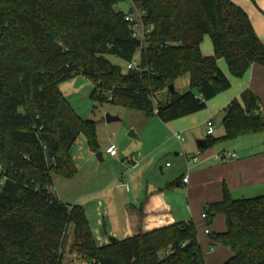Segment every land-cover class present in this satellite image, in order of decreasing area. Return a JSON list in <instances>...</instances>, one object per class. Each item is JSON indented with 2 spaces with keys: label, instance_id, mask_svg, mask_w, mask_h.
Returning <instances> with one entry per match:
<instances>
[{
  "label": "trees",
  "instance_id": "16d2710c",
  "mask_svg": "<svg viewBox=\"0 0 264 264\" xmlns=\"http://www.w3.org/2000/svg\"><path fill=\"white\" fill-rule=\"evenodd\" d=\"M119 1L0 0V264H64L71 224L76 251L92 264H205L192 223L140 229L98 245L84 208L56 197L54 176L76 173L71 147L77 136L99 151L96 123L74 111L59 85L82 74L93 83L96 100L166 123L205 109L231 87L219 59L236 77L252 65L264 67V42L231 0H131L152 28L141 49L125 13L114 9ZM205 35L212 55L201 50ZM138 51V68L126 72L107 58L130 62ZM183 76L189 89L170 90ZM161 91L167 97L154 105L152 97ZM222 124L224 135L207 138L206 148L264 133L258 96L245 89L225 107ZM205 214L211 222L217 214L225 217L226 230L211 235L233 251L223 264H264V195L234 199L225 187Z\"/></svg>",
  "mask_w": 264,
  "mask_h": 264
},
{
  "label": "crops",
  "instance_id": "0c3cea01",
  "mask_svg": "<svg viewBox=\"0 0 264 264\" xmlns=\"http://www.w3.org/2000/svg\"><path fill=\"white\" fill-rule=\"evenodd\" d=\"M209 40L205 37L200 46L205 55L213 54ZM218 64L226 74L225 60L219 59ZM227 77L230 78L228 75ZM177 81L178 79L174 84L175 90L184 91L176 88ZM230 81L232 85L231 78ZM184 86L185 89L189 87V77L185 78ZM247 88L258 96L260 110L264 113V67L262 65H252L246 71L245 81L237 92L229 93L227 90L217 94L207 102L206 108L208 106H228L230 101L236 97L233 96L234 94L238 95L239 90L242 93ZM134 114L138 125L130 124L127 129L134 128L129 132L133 133V136L135 135L133 139H138V141L123 140L120 147H117L115 156H110L106 152V149L114 143L107 145L104 154L102 153L101 161H105L104 156H106L113 168L99 175L98 179L105 181L104 191L99 189L93 192V194L100 191L104 193L115 187L117 191L126 190L125 198L114 204L111 193L108 197L104 196L101 201L94 196L86 202H81L84 196L78 194V188L75 187V202L82 203L93 237L98 245L109 241H105L103 237H107L115 225L112 219L115 213L111 208L112 212L108 210L111 206L107 202L109 200L115 208L116 206L119 208V214L123 213L127 236H130L140 229L148 231L172 223L195 225L208 220L203 216L205 206L220 201L223 198L225 187L232 198L235 193L264 191V144H262L264 139L261 140L259 147L252 145L242 148L238 153L230 152L235 153L236 157L222 161L215 156L228 152L224 148L220 149L219 145V147L213 145L200 149L198 144L199 141H206L211 136L207 135L206 122L211 118L215 120L212 110H201L166 123L156 115H147L142 111H136ZM174 133L180 134L183 141L176 139L173 136ZM97 140L99 144L98 135ZM199 150H201L200 161L196 164L189 162L188 157ZM93 154L95 153L91 152L89 155L85 165L87 168H89L88 165L91 168L97 166ZM79 171L78 169L75 177L78 176ZM185 176H188L187 183L183 182ZM59 178L60 176H54L53 189L60 180ZM87 180L91 183L96 182L95 178H87ZM55 195L61 201L68 200L67 191L60 187L55 188ZM99 201L101 205L97 210ZM91 217L96 219V229L91 223ZM99 218H102L100 222ZM98 223H102L103 233L97 227ZM215 225H219L220 230L214 233L224 232L226 229L222 226L221 220L217 221L214 227ZM204 233L210 235L209 229L205 228ZM213 242L210 239L209 243L213 244ZM219 246V253L205 259V264H223L233 256L230 247L222 244Z\"/></svg>",
  "mask_w": 264,
  "mask_h": 264
},
{
  "label": "rangeland",
  "instance_id": "374dc122",
  "mask_svg": "<svg viewBox=\"0 0 264 264\" xmlns=\"http://www.w3.org/2000/svg\"><path fill=\"white\" fill-rule=\"evenodd\" d=\"M235 5L240 6L243 8L247 15L250 16L253 29L256 32V35L264 41V0H231ZM134 7L138 8L136 5L134 6L133 2L131 0H122L117 2L114 5V9L117 11H122L123 13H128L129 11H134ZM210 39L209 35H205L204 38ZM210 41V40H209ZM210 46H212V43L210 42ZM214 46L211 48L213 49ZM140 51L137 52L136 57L139 58ZM107 58L115 65H118L121 67V69L126 72L130 69L127 67L128 62L124 61L123 59H120L113 55H107ZM226 69L224 70L226 74L231 78L232 85L228 89L229 93L237 92V90L240 88L241 84L245 81V74L241 77H236L231 74L227 62H226ZM188 76H183L178 79L176 82V88L180 90H188L189 87H186L185 89V78L187 79ZM59 88L63 95L66 97L68 102L72 105V108L74 111L83 119H90L93 120L96 123V135L99 136V146L101 153L104 154L105 148L108 144L114 143L117 147H120V144L123 143V140L127 141H138V139H133V137L130 136V130L134 128H129L130 124H136L138 125V121L135 118V112L140 111L137 109L132 108H126L120 105H115L112 102L105 100V101H98L92 96V90H93V83L90 81L89 78L82 74H75L72 75L67 80H64L60 83ZM182 91V93L184 92ZM227 91V90H225ZM181 92V91H180ZM238 95H235L234 93V99H239L241 95V91H238ZM107 94V92H106ZM167 97L166 91H161L160 93H157L155 97H152V102L154 105H157L158 101H164V99ZM231 102V101H230ZM229 104V103H228ZM226 106V105H225ZM225 106L221 107H211L208 106L207 108L203 109V111H209L212 110V116L217 120L216 126L214 127V134L211 135L214 138H221L222 134H224V125L222 124V117H223V111ZM143 112V111H142ZM110 114L111 116H117L119 118V121H112L107 122L106 115ZM223 131V133H221ZM264 139V133H256V134H249V135H242L231 139H224L217 142L215 145H219L220 149L224 148L228 152H239L242 148L251 147L252 145L255 147H259L261 144V140ZM264 144V143H262ZM218 146V147H219ZM91 151L88 147V144L86 142L85 136L80 133L77 136V139L73 143L71 147V155L74 160V163L77 167V170L79 169L78 176L75 177L72 175L69 178L60 177L59 181L55 184L53 191L55 192V188H62L67 191L68 193V200L62 201V202H68L70 205H82L81 202H86L89 198H93L94 196L98 197V200H103L104 196L110 195L112 193V198L114 200V204L117 202H120L125 198V193L116 190L114 188L109 189L108 192H98L96 194H93V192L104 188V182L100 181L99 175L103 174L105 170L109 168H113V165L111 162H109V158L104 156L105 161H100L96 157V153L93 154V157L95 159V163L97 166L94 168H91V166L88 165L89 168H87L85 165L87 164V160L89 158ZM76 170V172H77ZM95 178L96 182H89V180L86 181V179ZM86 181V182H85ZM93 181V179H92ZM103 182V183H102ZM75 187L78 189V194L80 193L83 195V200H81L80 203L75 202ZM104 191V190H103ZM116 191V192H114ZM264 195V191H257V192H244V193H235L234 198L241 199L242 198H252L256 196ZM100 201L98 202L97 210H99V207L101 205ZM111 200L107 201L108 204L111 206L108 208L109 211H114L115 215H112V219L115 223L114 228L111 232L108 233L107 237L105 238V241L109 240V237H114L116 239H122L127 236V231L125 229V223L123 220V213L121 217L119 216V208L114 207V204L110 202ZM85 205V204H84ZM112 210H111V209ZM205 211V210H204ZM142 218V217H141ZM140 218V219H141ZM102 218H99L98 221L100 222ZM212 222L209 220H205L202 223L195 224L196 229V236L197 239L201 245V249L203 250L204 260L207 258L212 257L215 254L219 253L220 246L218 243L213 242V244L209 243L211 239V235L216 232L219 228V225H215L217 221H222V226L226 228V220L224 215L217 214L212 218ZM142 222V219L140 220ZM91 223L93 224V227L96 229V219L91 217ZM219 223V222H218ZM98 228L101 230V233H103V226L102 223L97 224ZM111 225V223H110ZM141 225V224H139ZM166 226V225H165ZM207 228L210 231V235H206L204 233V229ZM217 228V229H215ZM226 230V229H225ZM75 236H74V225L71 224L68 227V230L65 233V241L63 246V263L64 264H92L88 262L85 258H83L75 249ZM212 249V250H211ZM207 264V263H206Z\"/></svg>",
  "mask_w": 264,
  "mask_h": 264
},
{
  "label": "built area",
  "instance_id": "2783aa9c",
  "mask_svg": "<svg viewBox=\"0 0 264 264\" xmlns=\"http://www.w3.org/2000/svg\"><path fill=\"white\" fill-rule=\"evenodd\" d=\"M144 15H145V11H143L142 9H137L134 7V11H129L128 13H125L124 15V19L125 21L128 23L131 31H132V37L139 40V42L141 43V49L143 47H145L148 44V37L149 34L151 33V27H149L145 22H144ZM134 60L128 62V68L129 69H137L140 63V56L139 58H137L136 56L133 58ZM154 112H157V108L154 109ZM206 126H207V135H212L214 133V127L216 126V121L214 119H209L206 122ZM173 136L178 139L179 141H183V137L178 134V133H174ZM106 152L110 155V156H115L117 154V146L115 144L110 145L107 149ZM200 155H201V150H199L198 152L191 154L188 157V161L191 163H198L200 161ZM216 158L222 160V161H226L228 159H232L236 157L235 153H230V152H223L219 155L215 156ZM169 165V164H168ZM3 167L2 165H0V173H3ZM5 179H3L2 181H4ZM188 181V176H185L183 178V182L187 183ZM203 216L206 218V214H203Z\"/></svg>",
  "mask_w": 264,
  "mask_h": 264
},
{
  "label": "water",
  "instance_id": "95a60500",
  "mask_svg": "<svg viewBox=\"0 0 264 264\" xmlns=\"http://www.w3.org/2000/svg\"><path fill=\"white\" fill-rule=\"evenodd\" d=\"M169 89L170 90H174L175 89V87H174V85L172 84V85H170V87H169ZM106 120H107V122H112V121H119V118L117 117V116H111L110 114H107L106 115ZM130 136L131 137H134L133 136V133H130ZM199 146L200 147H202V148H205L206 147V143H205V141H199ZM96 157L101 161L102 160V153H101V151H98L97 153H96ZM116 240V238H114V237H109V241L110 242H113V241H115Z\"/></svg>",
  "mask_w": 264,
  "mask_h": 264
}]
</instances>
